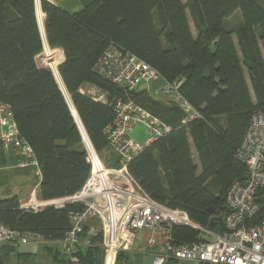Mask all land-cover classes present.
Wrapping results in <instances>:
<instances>
[{"label":"trees","instance_id":"1","mask_svg":"<svg viewBox=\"0 0 264 264\" xmlns=\"http://www.w3.org/2000/svg\"><path fill=\"white\" fill-rule=\"evenodd\" d=\"M39 3L46 43L64 55L56 71L36 62L44 43L35 0H0V101L10 106L39 163L36 196L59 198L82 188L90 173L83 134L106 167L118 166L103 130L114 118L115 101L121 99L171 127L130 159L131 175L153 200L183 209L191 220L208 227L222 214L220 208L225 209L233 181L246 178L247 169L235 153L251 113L264 110V6L257 0H81V9L69 13L47 0ZM235 14L236 27L227 28ZM110 42L166 80H182L181 93L202 117L183 124L184 112L176 105L97 74L95 65ZM86 83L104 92L107 101L82 93ZM257 201L261 207L250 224L264 219L262 191ZM82 207L70 203L32 211L21 208L19 196L13 195L0 199V223L40 233L45 241L40 249L46 254L37 258L44 264H102L100 232L83 234L90 244L79 246L77 263L57 244L71 227L69 212ZM221 227L216 222L211 228ZM170 235L175 244L201 240L188 226L172 225ZM132 251H119L115 264H139L144 254ZM15 253L19 261L36 262L32 256L37 253L5 247L0 248V264H7Z\"/></svg>","mask_w":264,"mask_h":264},{"label":"built area","instance_id":"2","mask_svg":"<svg viewBox=\"0 0 264 264\" xmlns=\"http://www.w3.org/2000/svg\"><path fill=\"white\" fill-rule=\"evenodd\" d=\"M38 4L39 0H35ZM97 74L111 82L134 89L141 81H161L158 89L168 102L184 112L181 123L200 119L180 91L182 80H166L148 63L113 42H110L97 64ZM93 100L105 103V93L95 85L80 90ZM114 118L103 134L118 157L117 167H106L88 136L82 137L89 176L73 195L53 199H35L36 188L23 209L40 211L47 207L63 208L80 203V210L69 212L71 227L57 244L70 262L77 263L80 245H89L87 236L101 233L102 264H115L119 251H131L142 241L150 249V264H264V219L250 224L260 210L258 193L264 195V110L255 109L249 118L235 158L244 163V181L235 180L225 194L219 230L204 227L190 219L186 211L170 208L153 200L140 187L128 170L130 159L144 147L167 134L171 127L132 101L117 99ZM144 123L147 136L135 140L129 136L137 123ZM0 146L15 150V167L31 168L40 178V168L30 143L22 136L10 106L0 101ZM38 186V185H37ZM36 186V187H37ZM172 225L188 226L201 237L198 242L175 244L170 235ZM150 235L143 237V232ZM160 241V242H159ZM44 237L34 231H20L0 223V246L41 244Z\"/></svg>","mask_w":264,"mask_h":264},{"label":"crops","instance_id":"3","mask_svg":"<svg viewBox=\"0 0 264 264\" xmlns=\"http://www.w3.org/2000/svg\"><path fill=\"white\" fill-rule=\"evenodd\" d=\"M47 1L53 3L54 5H57L58 7L64 9L65 11H67L69 13L78 12L82 7L81 6V0H47ZM36 18L38 21L41 38L43 40V43H45L46 39H45V32H44V26H43L45 16H44V13L40 9V3L39 2H38V4H36ZM189 26L191 28L193 35H195L194 27H193L192 21L190 19H189ZM53 49L59 55L60 64H61L64 61V55H63L62 50L60 48H53ZM44 50H45L44 51V55H45V54L51 53L52 49H49L45 43L44 44ZM142 83H143V85L140 86ZM160 84H161V81L151 82L149 84L146 83L145 81H141L135 87V90L136 91H145L146 93L151 95L157 101H160V102L167 105L168 100H167L165 94L158 89ZM89 86L90 85L87 83L83 84L80 90L86 89ZM68 104H69V102H68ZM129 136L135 140H143L147 136L146 128L142 124H140V122H139L130 131ZM83 138L87 142L86 135L83 134ZM192 156H193V160H194L195 164L198 165L197 155H196V152L194 150H192ZM16 160H17V155L15 154L14 149L11 148L8 151H4L0 147V192H1V189H3L6 185L9 186L8 191H10V192L12 191L11 196L18 195L20 205H22L23 203L27 202V201H25V202L22 201L23 197H25V195H26V194H23V196L21 195L22 190L25 191L22 187L27 186V183L29 182V180L27 181L26 178H28L27 175L31 176V173H30L31 171H28L27 169H21V168L15 167L14 165H15ZM37 185H38V179H37L36 186ZM11 196H9V197H11ZM3 198L4 197H2L0 199H3Z\"/></svg>","mask_w":264,"mask_h":264},{"label":"rangeland","instance_id":"4","mask_svg":"<svg viewBox=\"0 0 264 264\" xmlns=\"http://www.w3.org/2000/svg\"><path fill=\"white\" fill-rule=\"evenodd\" d=\"M262 6H264V0H257ZM237 19H238V14H235L234 16H232L231 18H229L228 20H227V22H226V26H227V28H235L236 27V25H237ZM49 48V47H48ZM49 49H51V48H49ZM44 49H43V51H42V53L40 54V55H38L37 57H36V62H37V64L39 65V66H41V67H43V68H48L49 69V67H48V65L46 64V63H44V59H45V55H44ZM56 57H57V59L60 61V59H59V55L58 54H56ZM51 68L53 69V71H56L55 70V67H53V66H51ZM51 70V69H50ZM52 71V70H51ZM58 75V74H57ZM58 77H59V75H58ZM248 79V78H247ZM59 80H60V77H59ZM143 85V83L140 85V86H142ZM66 98V97H65ZM140 124H142L145 128H146V125L144 124V123H141L140 122ZM146 130H147V128H146ZM99 156H100V154H99ZM33 176V177H32ZM24 177V176H23ZM27 177L28 178H26L27 179V181L29 180V182L27 183V186H24V187H22L25 191H23L22 190V192H21V195L23 196V194H26L25 195V197H23V202H25V201H29V199L31 198V193H32V190L33 189H35L36 188V191H37V187H36V184H37V178H36V176H35V174H34V172L32 171L31 172V176L30 175H27ZM31 181V182H30ZM31 183V184H30ZM8 189H9V186H5L3 189H1V192H0V198H2V197H4V198H7V197H9V196H11V193H12V191L10 192V191H8ZM35 199L37 200H39V198L36 196V193H35ZM148 235H150V232H146V231H144L143 232V234H142V236L143 237H146V236H148ZM160 242V241H159ZM13 248L14 247V249H16L17 251H19V252H23V253H32V254H35V253H37V255H36V257H35V255H33L32 257H33V259L36 261V262H32V261H29V260H26V261H19L20 259H17V253H15V255H12L11 257H9V261L7 262V264H44V263H46V261H43V258H37L38 257V255L39 256H42V255H44L45 256V252H43L41 249H40V245L39 244H36V243H32V244H28V245H24V246H0V248ZM132 250H134V251H132ZM131 251L132 252H129V253H132V254H135V253H138V254H140V253H142V254H144L143 256V258H142V260L140 261V263L139 264H150V262H151V255H150V249H148L146 246H145V243L144 242H142V241H139L135 246H134V248L132 249ZM44 253V254H43ZM146 253H149V254H147L148 256H146L145 257V255H146ZM43 257V256H42ZM132 257H133V255H132ZM31 258V257H30ZM36 258V259H35ZM116 264H121V262H116Z\"/></svg>","mask_w":264,"mask_h":264},{"label":"bare ground","instance_id":"5","mask_svg":"<svg viewBox=\"0 0 264 264\" xmlns=\"http://www.w3.org/2000/svg\"><path fill=\"white\" fill-rule=\"evenodd\" d=\"M56 51L54 49L51 50V53L45 54L44 63H46L50 69L51 66L55 67V70H57V67L60 63V61L56 57Z\"/></svg>","mask_w":264,"mask_h":264},{"label":"water","instance_id":"6","mask_svg":"<svg viewBox=\"0 0 264 264\" xmlns=\"http://www.w3.org/2000/svg\"><path fill=\"white\" fill-rule=\"evenodd\" d=\"M46 43V42H45ZM44 43V44H45ZM46 45H47V47H48V44L46 43ZM62 84V83H61ZM62 87L64 88V86H63V84H62ZM65 90V89H64ZM220 210H222L223 211V208H220ZM210 212L211 213H214V214H216V212H214L212 209L210 210ZM221 220H222V217H221V215H219V216H216L215 217V219L214 220H212L210 223H209V225H208V227L209 228H211L212 227V225L214 224V223H216V222H218V223H220L221 222Z\"/></svg>","mask_w":264,"mask_h":264}]
</instances>
